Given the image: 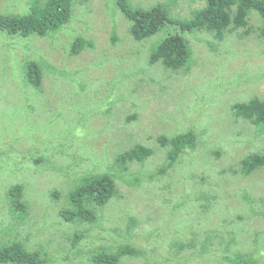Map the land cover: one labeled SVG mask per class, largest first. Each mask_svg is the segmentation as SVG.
<instances>
[{"label":"rangeland","instance_id":"1","mask_svg":"<svg viewBox=\"0 0 264 264\" xmlns=\"http://www.w3.org/2000/svg\"><path fill=\"white\" fill-rule=\"evenodd\" d=\"M27 1L0 0V13L24 12ZM131 1L145 9L169 2L172 13L182 19L190 18L193 10L206 3ZM20 7L23 10L19 11ZM129 27L120 12L108 10L106 0H82L74 6L69 25L50 38H14L0 31V101L10 103L7 108L0 104V243L17 239L28 248H44L50 264H93L92 256L111 250L113 243H124L145 249L152 263L173 264L183 257L195 259L199 248L185 249L178 257L169 242L179 238L187 241L193 230L199 243L205 235H221L228 240L230 221L241 214L245 217L238 224L245 233L242 246L251 251L264 248L250 236L259 234L264 244V217L255 215L242 199L243 188L250 195L264 197V169L250 175L229 171L264 146L250 122L236 120L233 109L236 103L264 100L263 21L252 15L250 33L240 29L228 33L222 41L205 31L186 34L194 58L189 71L176 72L157 64L137 72L136 66L133 76L119 74L113 62L140 53L144 58L155 39L136 42L128 33ZM79 36L89 40L92 47L72 55L70 45ZM39 57L58 73L45 74L42 90L36 92L45 108L41 114H32L35 106L26 99L33 90L17 71L24 60ZM242 74H251L247 78L250 82H236ZM9 84L13 92L7 90ZM117 86L118 96L109 105ZM13 93H23L17 105ZM135 114L138 122L129 125L128 116ZM46 125L50 127L45 129ZM202 125L209 128V134L201 137L203 150L184 155V161L170 170V175L156 177L166 159V149L159 146L157 137ZM60 133L66 141L58 140ZM136 143L150 146L155 153L124 173L115 170L117 154ZM218 144L220 148H216ZM193 154L196 156L190 161L187 157ZM98 172L114 174L118 191L99 209L100 225L61 218L66 196L78 179ZM132 173L142 176L141 182ZM151 173L153 178L149 180L147 174ZM191 173L209 177V185L206 183L202 190L210 192L216 201L210 212L203 211L200 202L193 199L201 188L195 178L187 179ZM13 184L24 186L23 200L29 213L20 223L10 225L6 191ZM55 190L60 193L58 198ZM178 204L179 209H175ZM171 227L175 230L167 235ZM85 230L87 236L74 242V235ZM214 245L235 252V244L229 247L224 240L216 238ZM216 262L205 264H222ZM119 264L144 263L140 257L127 256Z\"/></svg>","mask_w":264,"mask_h":264},{"label":"trees","instance_id":"2","mask_svg":"<svg viewBox=\"0 0 264 264\" xmlns=\"http://www.w3.org/2000/svg\"><path fill=\"white\" fill-rule=\"evenodd\" d=\"M81 1L28 0L24 2V5H28V8L24 9V12L16 14L0 13V31L14 38L17 36L23 38L29 36H36L42 39L50 38L69 25L73 18L74 6ZM106 1L110 12L113 14L117 11L120 12L130 23L128 33L134 41L143 42L155 39L150 50H148L149 54L144 56V58H142L140 53L138 57L128 59L120 57L116 58V61L113 62L115 70L119 71V74L129 76H133V68L138 67L139 69H136L137 72L138 70H145L144 68L157 64L164 65V68L176 72L189 71L194 58L191 45H189L188 40L184 37L186 34L205 31L213 35L217 40L222 41L228 33L238 32L240 29H244L245 33H250L249 21L252 15L256 14L264 23V0H205V6L193 10L191 17L186 19L175 16L170 9L172 4L169 2L157 3L145 9L144 7L134 5L131 0ZM21 10L23 9L20 7L19 11ZM113 38L116 41L118 40L116 34L113 35ZM70 46V53L72 55H79L86 47H92V43L79 36L74 39ZM49 72L58 73L47 60H41V57L36 58V60H24L22 69L17 71V74L24 78L27 81L26 84L33 90L29 91L31 93L28 94V98L26 99L27 103L28 101L32 102L35 106L33 107L34 111L32 109V114L36 111H39L38 113L41 114V109L45 108V102H42V98H37L39 94L36 92L42 90L45 74ZM250 75L242 74L235 81L238 83L250 82L247 79ZM1 88L4 89V86L2 85ZM7 90L12 91L10 84ZM117 92L118 86L116 87V91L111 93L112 98L108 103L109 105L118 96ZM22 95L23 93L14 94V97L17 99L16 105L19 103ZM0 104L3 108H7L10 103L7 100H1ZM233 109L236 120L242 119L250 122L255 134L261 136L264 141V100L254 98L249 102L236 103ZM133 121L138 122L136 114L129 115L126 122L130 125ZM52 123L53 121L50 122V124ZM48 127L50 126L46 125L45 129ZM61 134L57 136L58 140L66 141L67 138H62L63 135ZM208 134L209 128L202 125L199 129L190 127L186 131L172 136L163 134L157 137L159 146L166 149V159L163 165L156 171V177L170 175L169 171L174 170L177 165H180L184 161L186 157L184 155L191 154L197 150H203L205 145L202 144L203 140L201 137H206ZM229 143L235 144L234 142ZM219 145L216 148H220ZM213 152L219 154V151ZM154 153L155 150L150 146L136 143L133 147L117 154L115 158V170L119 169V172L124 173L130 169L132 164H144ZM195 156L193 154L187 158L192 161ZM237 167H231L229 171L234 175H250L260 169H264V146H262V150L249 153L239 161ZM113 175L109 172H98L80 177L77 184L67 194L66 200L68 202L60 210V217L71 223H98L100 225L99 222L102 216L98 215L99 209L105 207L118 193L115 176ZM188 175L189 178L187 179L195 178L200 183L201 190L195 194L193 199L200 202L199 206L203 211L210 212L216 201L211 197L210 192L202 190L206 183L209 185V177H198L193 173ZM132 176L138 183L143 178L142 176L138 177V174L135 173H132ZM147 176L151 180L153 173L147 174ZM242 190L243 201L250 204L255 215L264 217V197L250 195V191L245 188ZM53 194L57 197L60 193L55 190ZM23 195L24 186L22 184H13L6 191V196L10 203V225L20 223L21 219L25 218L29 213V207L23 200ZM261 204V207H255ZM179 207V204L174 206L175 209H179ZM177 213L178 211L175 210V218L177 217ZM244 218L241 214H238L237 217H234V220L230 221V228L226 234L229 236L228 240H225L221 235H205V239H199V243L193 230L187 241L179 238L173 243L169 242L172 246L171 248L175 247L177 250L178 257L179 253L185 249H196V246L199 248L198 250L196 249L198 254L195 259L188 261L189 257H183L181 260L174 261L173 264H205L210 261L222 262V264H264V248L257 247L259 245L264 246L258 237L259 234L255 232H253L255 235L250 234V236H254L257 248L251 251L242 246L241 236L245 233L241 226L238 227V224ZM14 219H16V222H14ZM235 222L237 223L236 226H234ZM130 226L126 230L128 236L131 230ZM173 230H175V227H171L167 235ZM87 232L85 230L75 234L73 241H76V243L81 242L87 236ZM12 233L14 234L15 232L12 230ZM216 238L220 239V241L224 240L229 247L235 244V252L234 249H229L228 247L225 249L221 247L213 248L215 246L214 239ZM111 246V250H104L92 256V263L119 264L122 258L128 256L140 257L143 259L144 264H156L152 263L151 258L146 255L147 251L145 249L124 243H113ZM157 255L159 254L157 253ZM211 255L213 258L210 257ZM0 264H50V259L44 248L37 250L28 248L23 241L10 239L7 242L0 243Z\"/></svg>","mask_w":264,"mask_h":264}]
</instances>
